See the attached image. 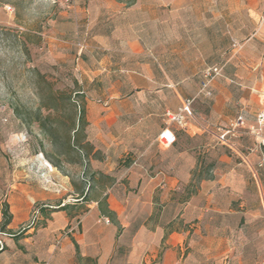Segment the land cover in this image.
<instances>
[{
    "label": "crops",
    "instance_id": "crops-1",
    "mask_svg": "<svg viewBox=\"0 0 264 264\" xmlns=\"http://www.w3.org/2000/svg\"><path fill=\"white\" fill-rule=\"evenodd\" d=\"M70 7L81 18L68 37L67 61L82 96L83 144L100 153L90 165L94 186L73 204L44 210L43 233L33 239L31 229L8 240L0 264H264V223L243 202L263 180L248 152L253 140L220 146L214 170L185 209L163 198L194 182L197 161L181 147L176 127L170 148L157 144L164 113L194 99L201 73L215 65H224L222 73L210 98L194 99L195 119L225 126L240 114L254 122L264 106V29L250 38L257 17L246 24V6L230 11L228 0H86ZM182 132L190 139L202 133L191 122ZM200 198L205 206H196ZM30 204L12 212L9 228L28 219ZM181 220L183 229L169 228Z\"/></svg>",
    "mask_w": 264,
    "mask_h": 264
},
{
    "label": "rangeland",
    "instance_id": "rangeland-1",
    "mask_svg": "<svg viewBox=\"0 0 264 264\" xmlns=\"http://www.w3.org/2000/svg\"><path fill=\"white\" fill-rule=\"evenodd\" d=\"M77 1L86 0H0V251L12 236L34 229L32 235L36 239L38 233H43L46 218L40 209L73 204L94 186L90 165L100 158V153L92 154L83 144L81 118L78 124L82 96L67 61L69 42L73 43L68 37L81 19L74 17L70 7ZM228 2L230 11L245 5V23H255L253 18L257 17L259 24L255 29L260 32L264 29V25L259 28L264 0ZM249 4L255 14L247 9ZM258 45L264 47L263 42L258 41ZM176 138L182 148L191 149L199 176L207 177L208 171L214 170L222 147L203 132L190 139L179 129ZM199 186L195 177L194 182L180 185L178 191L168 194L163 201L170 199L185 209ZM225 197L217 200L221 207L228 202ZM200 199L196 206H205V200ZM28 200L32 203L28 219L9 228L12 212L19 211ZM243 202L248 212L259 215L264 223L263 180L250 187ZM4 211L11 219L2 227L6 220ZM182 221L175 223L179 226L169 228L183 229ZM184 262V259L151 260L152 264Z\"/></svg>",
    "mask_w": 264,
    "mask_h": 264
},
{
    "label": "built area",
    "instance_id": "built-area-1",
    "mask_svg": "<svg viewBox=\"0 0 264 264\" xmlns=\"http://www.w3.org/2000/svg\"><path fill=\"white\" fill-rule=\"evenodd\" d=\"M263 25L264 15L261 18L259 28ZM259 30L257 29L250 38L255 37ZM241 48L240 44L233 43L232 45L234 52L240 51ZM223 67L224 65L211 66L201 73L199 90L195 98H210L212 96V84L221 75ZM194 99L184 100L175 112L166 111L164 113L165 128L157 137L158 146L161 149L170 148L175 143V134L171 127L186 130L190 122L194 123L199 131L208 134L218 145L224 147L231 146L235 140L242 136H248L253 140V145L248 149V152L257 156L256 170L261 173L264 180V106L256 113L252 124H247L239 114L225 126H213L211 124H201L195 119L192 110ZM103 222L109 223L107 219H103Z\"/></svg>",
    "mask_w": 264,
    "mask_h": 264
},
{
    "label": "trees",
    "instance_id": "trees-1",
    "mask_svg": "<svg viewBox=\"0 0 264 264\" xmlns=\"http://www.w3.org/2000/svg\"><path fill=\"white\" fill-rule=\"evenodd\" d=\"M81 115H82V111L79 112L78 124H79V119L81 118ZM75 133H76V132H75ZM210 171H211V170H209L208 172H210ZM195 175H196V177H197V179H198V181H199V180L201 179V177L199 176V173H198V174L195 173ZM207 177H208V175H207ZM63 207H64V206H63ZM40 212L43 213L44 210L40 209ZM3 214H4V216H6V220H5L4 224L2 225V227H5L6 225L9 224L11 218H10L8 215H6L5 211H4ZM102 214H104V215L106 214L104 210H102ZM107 216H108V217H111V215H110L109 213L107 214ZM11 238H15V239H17L18 237H17V235H16V236H12Z\"/></svg>",
    "mask_w": 264,
    "mask_h": 264
}]
</instances>
